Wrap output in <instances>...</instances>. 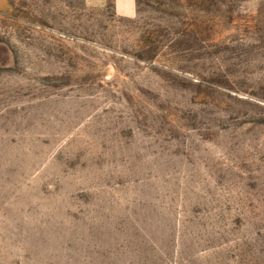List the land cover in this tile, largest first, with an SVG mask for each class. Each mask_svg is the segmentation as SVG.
<instances>
[{
	"label": "rangeland",
	"instance_id": "rangeland-1",
	"mask_svg": "<svg viewBox=\"0 0 264 264\" xmlns=\"http://www.w3.org/2000/svg\"><path fill=\"white\" fill-rule=\"evenodd\" d=\"M131 2L0 0V264H264V0Z\"/></svg>",
	"mask_w": 264,
	"mask_h": 264
},
{
	"label": "crops",
	"instance_id": "crops-1",
	"mask_svg": "<svg viewBox=\"0 0 264 264\" xmlns=\"http://www.w3.org/2000/svg\"><path fill=\"white\" fill-rule=\"evenodd\" d=\"M118 2V8L121 10V11H127L125 13H128L130 14L132 9H133V4L131 2V0H117Z\"/></svg>",
	"mask_w": 264,
	"mask_h": 264
}]
</instances>
